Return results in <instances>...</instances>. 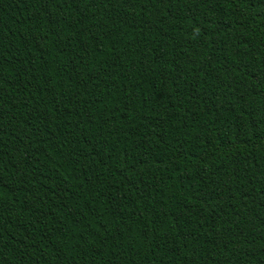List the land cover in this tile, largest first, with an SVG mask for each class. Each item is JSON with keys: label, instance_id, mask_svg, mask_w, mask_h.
Listing matches in <instances>:
<instances>
[{"label": "trees", "instance_id": "16d2710c", "mask_svg": "<svg viewBox=\"0 0 264 264\" xmlns=\"http://www.w3.org/2000/svg\"><path fill=\"white\" fill-rule=\"evenodd\" d=\"M0 264H264V0H0Z\"/></svg>", "mask_w": 264, "mask_h": 264}]
</instances>
